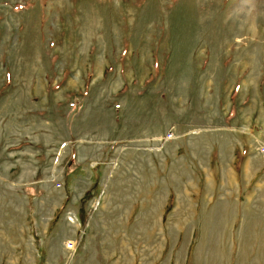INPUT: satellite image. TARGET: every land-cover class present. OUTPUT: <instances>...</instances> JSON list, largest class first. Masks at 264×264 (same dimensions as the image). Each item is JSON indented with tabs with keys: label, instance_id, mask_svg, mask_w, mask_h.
I'll return each mask as SVG.
<instances>
[{
	"label": "rangeland",
	"instance_id": "1",
	"mask_svg": "<svg viewBox=\"0 0 264 264\" xmlns=\"http://www.w3.org/2000/svg\"><path fill=\"white\" fill-rule=\"evenodd\" d=\"M0 264H264V0H0Z\"/></svg>",
	"mask_w": 264,
	"mask_h": 264
},
{
	"label": "built area",
	"instance_id": "2",
	"mask_svg": "<svg viewBox=\"0 0 264 264\" xmlns=\"http://www.w3.org/2000/svg\"><path fill=\"white\" fill-rule=\"evenodd\" d=\"M171 137H172V135H171V134H168L167 137H166V139H167V140H168V139H171Z\"/></svg>",
	"mask_w": 264,
	"mask_h": 264
}]
</instances>
